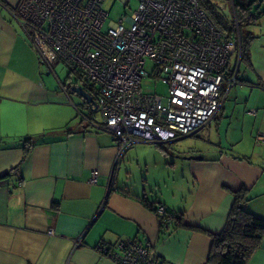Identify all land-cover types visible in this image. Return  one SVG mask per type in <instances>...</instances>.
<instances>
[{
    "label": "crops",
    "instance_id": "obj_1",
    "mask_svg": "<svg viewBox=\"0 0 264 264\" xmlns=\"http://www.w3.org/2000/svg\"><path fill=\"white\" fill-rule=\"evenodd\" d=\"M252 1L251 19L235 39L241 34L248 50L228 60L235 83L196 131L215 124L218 132L221 121H215L228 99L236 145L232 153L217 145L213 157L200 150L202 158L192 159L185 158L192 150L179 149L185 136L163 146L137 142L119 155L112 133L97 126L103 116L67 90L80 85L96 98V86L66 63L65 79L51 76L59 60L48 67L28 40L14 17L19 0H0V264H118L97 246L127 239L162 264H207L211 238L201 229L222 230L233 192L245 188V209L264 218V145L254 143L264 131V14L258 15L264 0ZM232 10L236 24L233 1ZM156 155L165 159L161 166L152 161ZM92 170L98 171L94 184ZM157 205L182 213L181 221L161 224L152 210ZM246 264H264V238Z\"/></svg>",
    "mask_w": 264,
    "mask_h": 264
},
{
    "label": "built area",
    "instance_id": "obj_2",
    "mask_svg": "<svg viewBox=\"0 0 264 264\" xmlns=\"http://www.w3.org/2000/svg\"><path fill=\"white\" fill-rule=\"evenodd\" d=\"M103 1L19 0L14 17L48 67L62 61L96 86L103 116L97 126L112 133L119 155L134 143L166 144L209 123L225 99L224 83L228 89L235 83L226 67L236 41L225 38L199 0H137L130 14L107 24ZM148 60L152 73L145 69ZM151 76L166 86V105L160 95L142 91V80ZM254 143L264 145V131H257ZM97 174L92 170L91 184ZM112 179L111 174L108 191ZM154 212L163 223L164 206ZM97 249L118 264H162L131 239L102 241Z\"/></svg>",
    "mask_w": 264,
    "mask_h": 264
},
{
    "label": "trees",
    "instance_id": "obj_3",
    "mask_svg": "<svg viewBox=\"0 0 264 264\" xmlns=\"http://www.w3.org/2000/svg\"><path fill=\"white\" fill-rule=\"evenodd\" d=\"M232 1L238 28L236 27V24L229 27L226 23H224L223 16L218 14L219 7L215 4H212L207 0H199V3L220 31L224 28L226 29L225 34L222 31L225 38L235 40L237 38L238 31L241 28L242 22H246L251 19L250 11L254 2L252 0ZM232 35H234L233 38ZM239 37V42L237 43L239 46L236 51H238L240 57H242L248 50L247 47L249 42L245 40L241 34ZM227 68L228 65L226 67L227 75L234 76V70H227ZM70 69L72 73L77 74L74 69L71 67ZM226 88L227 85L224 83L222 87V94L225 92ZM159 146H163V144H160ZM28 150L29 145L25 147V151L28 152ZM246 191L247 190L245 188H242L233 192L234 200L229 210L226 223L220 232L213 233L201 229L211 238V247L207 264H246L252 253L259 247L262 238H264V218L254 215L244 207L245 203L249 200ZM155 208L156 206L152 207V210L155 211ZM181 217L182 213L172 215L166 211L164 214V222H161V224L167 225L169 219L181 221Z\"/></svg>",
    "mask_w": 264,
    "mask_h": 264
},
{
    "label": "rangeland",
    "instance_id": "obj_4",
    "mask_svg": "<svg viewBox=\"0 0 264 264\" xmlns=\"http://www.w3.org/2000/svg\"><path fill=\"white\" fill-rule=\"evenodd\" d=\"M212 4H215L219 7L218 14L220 16H223V21L226 23L227 26L232 27L235 25L234 16H233V10H232V1L231 0H207ZM137 6V0H104L103 1V9L108 12L107 19L105 23L107 24L109 21H116L121 15L124 13L130 14ZM223 33L225 34L226 29L224 28ZM232 58V56H231ZM145 69L148 73H152L153 70V63L148 60L146 63ZM69 73V66L65 63L59 61L56 66L53 67V73H51V76L54 77H60V79H65L66 76ZM142 91L147 94H157L162 97V103L163 105H166L167 102V88L166 86L161 82L160 79H158L155 76L146 77L142 80L141 83ZM67 90L69 93L72 91L70 90V86H67ZM230 88L226 91L225 97L228 95ZM71 96H76L74 93H71ZM81 99V97H80ZM231 106L229 104V101L227 99L226 105L224 108L221 109V111L217 115V120L215 122H220L221 124L218 126L220 127V130L218 132H215V124H212L209 129L201 130L200 132H195L193 134L187 135L179 140V149L182 151H190L192 152L187 154V157L192 156H203L202 154H199L197 151H204L205 157L210 158L213 157V155L217 154L218 147L217 145H221L222 147L227 146V149H230L229 152L232 153L231 149H234L236 145V140L238 139V135H233L232 131L235 127H237L236 119L234 114H232L230 110ZM233 111V110H232ZM96 117H100V113L96 114ZM153 146V144H148ZM232 145V146H231ZM254 148V145H252ZM234 151V150H233ZM157 158H153L152 161L158 162V166H161V162H163L165 159H161L159 155H156ZM185 156L182 154V158ZM171 162V160L169 161ZM178 166V164L176 163ZM161 170V169H159ZM178 172V170H177ZM157 174V172H155ZM164 180H161L160 183H163ZM169 184V181H168ZM162 185V184H161ZM164 188V187H162Z\"/></svg>",
    "mask_w": 264,
    "mask_h": 264
},
{
    "label": "water",
    "instance_id": "obj_5",
    "mask_svg": "<svg viewBox=\"0 0 264 264\" xmlns=\"http://www.w3.org/2000/svg\"><path fill=\"white\" fill-rule=\"evenodd\" d=\"M70 90L72 92H74L75 94H77L79 97H81L83 103H85L87 108H89L93 112H95L97 110L96 99L92 96V94H90L82 86H80V85H71L70 86ZM185 158H192V159L198 158V159H201L202 156H192V157L185 156Z\"/></svg>",
    "mask_w": 264,
    "mask_h": 264
}]
</instances>
